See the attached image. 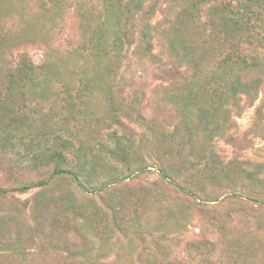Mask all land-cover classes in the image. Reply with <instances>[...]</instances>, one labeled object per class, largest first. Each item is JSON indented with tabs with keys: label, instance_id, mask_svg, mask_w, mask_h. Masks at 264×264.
<instances>
[{
	"label": "rangeland",
	"instance_id": "1",
	"mask_svg": "<svg viewBox=\"0 0 264 264\" xmlns=\"http://www.w3.org/2000/svg\"><path fill=\"white\" fill-rule=\"evenodd\" d=\"M95 1L102 8L104 1ZM76 2L0 0V93L7 84L3 75L19 53L26 51L36 65H47L50 60L47 78L39 87L14 91L20 103L25 100L36 108L38 125L44 123L46 134H42L51 140L45 139L42 145H59L55 137L60 135L67 145L70 167L91 189L115 180L122 183L96 195L70 182L22 191L24 184L49 177L53 168L30 159L32 153L25 143L31 137L17 142L13 151L3 150L0 144V188L18 189L6 198L0 196V264H85L70 258L79 251L92 253L96 264H149L150 255L157 254L155 239L165 233L173 239L171 258L183 264H264V205L255 200L264 199V170L250 173L256 162L264 166V84L252 96L214 93L215 81H222L214 73L217 68L206 61L189 92H178L180 85L170 74L134 53L133 41L141 28L128 15L120 23L112 18L101 32L109 43L120 33L119 59L97 57L89 39L98 22L83 19ZM180 2H146V7L153 3L157 7L150 22L161 23L159 33L155 31L154 52L161 47L167 8ZM189 35L195 39L196 32ZM181 37L187 38L177 35L175 40ZM178 62L184 63L185 58L179 56ZM187 106L199 112L186 119ZM115 134L126 142L124 157L113 155ZM198 162L203 169H191ZM62 192L72 194L71 205L55 209L53 200ZM204 198H213L207 200L209 207L199 203ZM37 199L40 206L36 209L30 204ZM106 201L117 211L124 205L116 216L119 225L142 215L147 231L153 230L154 235L143 238L126 226L117 228L110 212L104 222L87 221L86 227L87 218L97 217ZM34 212L40 224L32 231ZM53 216L61 217L69 227L67 234L64 223L59 231L52 230L58 227ZM76 220L95 239L94 245L90 241L87 246L85 240L77 248L67 246L70 239H82L80 230H75L79 228ZM208 239L214 241L216 254L223 251L221 260L209 263L198 253L200 249L190 252L192 244Z\"/></svg>",
	"mask_w": 264,
	"mask_h": 264
},
{
	"label": "trees",
	"instance_id": "2",
	"mask_svg": "<svg viewBox=\"0 0 264 264\" xmlns=\"http://www.w3.org/2000/svg\"><path fill=\"white\" fill-rule=\"evenodd\" d=\"M76 1V10L82 14L83 19L86 17L88 20L98 22V28L93 30L89 39L90 44L94 48L93 55L97 57L109 55L111 58L116 57L117 60L119 59V53L123 50V41L120 33H115L114 39L109 43V37L101 32L105 30L104 25L112 18H115L120 23L122 16L126 17L128 15L129 18L137 21V25L141 28L136 34L137 38L133 41L136 43L134 53L148 58L157 64L163 73L170 74L174 81H177V84L180 85V88L177 89L178 92H189L190 85L198 74V69L204 63L206 64V61L209 62L206 65L217 68V72L214 73L219 74L222 81H215L214 93L229 94L235 97L239 93H245L248 96H252L256 95L260 90L259 88H261L260 86L264 84V0H181L178 5H172L167 8L162 29L160 28L162 40L163 37L165 39L164 43H162V40L160 41L161 47L158 52H154V39L157 37L155 31L159 33L157 30L161 23L156 26L150 22L157 11L154 3L146 7V2L149 0H103L104 4L100 8L95 0ZM88 1H95L96 3L90 4ZM217 16L220 17L219 20ZM217 20L218 22L216 23ZM192 31L196 32V37L200 36L198 41L195 40L196 37L194 39L189 35V32ZM177 35H186L187 38L183 39L181 37L176 41L175 37ZM111 49L114 53L112 55ZM179 56L185 58L184 63L178 62ZM50 62L49 60L47 65H36L30 55L24 51L19 53L16 59L9 63L5 75H3V80L4 77L7 79V84L3 87V92L0 93V144L3 145V150L13 151L17 142L23 140L25 136L31 137V140L25 143L27 148H29V152L32 153L30 159L36 164L42 162L44 165L49 164L53 168L46 179L31 181L24 184L20 189L27 191L32 186L45 189L55 182H70L78 186L82 191H91L93 195L116 189L117 185L122 183V180L103 183L94 189L87 186L82 181L83 177L81 174L73 171L70 167L71 161L65 152L67 145L64 144L65 140L60 135H56L55 142L57 141L59 145L61 144V147H58L59 145H55V147H48L47 144L42 145L45 139L51 140V138L42 134L44 133L42 131L44 123L40 126L38 125L36 108H30V104H27L25 100L20 103L14 95L16 93L14 91L17 88L19 91H23L26 88L34 89L39 87L47 78L46 70ZM253 74L257 76L254 78ZM236 105L238 106V104ZM196 111L199 112L198 108L187 106L186 119ZM187 122H190V119ZM37 128L35 135H31L33 134L32 131ZM151 134L158 139H155V142H159L160 139L154 130H152ZM123 139V136L117 134L113 137V140L117 142V150L113 154L116 158L119 156L124 157V152L127 151L126 142H123ZM201 162L204 163L203 161ZM201 162H198L191 169H203ZM263 168L264 166L260 162H256L255 168H253L254 171L250 173H261L264 170ZM80 169L83 168L80 167ZM161 172L163 177L168 178L169 175H166L164 169H161ZM129 176L130 174L127 175V177ZM15 190L18 189L0 188V196L6 198L9 192ZM191 195L194 194L191 193ZM71 200L72 194L70 192H62L61 196L53 200V207L55 209L64 208L71 205ZM207 200H213V198H204L203 202L199 201L203 208L209 207L206 205L208 204ZM255 200L258 201L257 203L264 205V199L256 198ZM30 205L37 209V206H40V200L37 199ZM104 205L105 208L97 211V217L91 216L87 218L86 227H88L87 221L91 223L92 221L102 220L104 222L108 212H110L112 213L114 225L118 226L117 228L126 226L127 231L131 230L133 235H142L143 238L148 235H154L153 230L147 231L146 227L148 225L143 224L144 218H140L142 215H138V219L133 217L127 223L124 222L119 225L120 220H117L116 216L124 209V205L119 211L109 201H106ZM35 214L33 223L30 224L32 231L35 228L37 229L40 224V217L37 216V213ZM53 218H55L59 227L53 226L52 230L56 232L59 231L64 221H62L61 217L53 216ZM166 221L168 220L166 219ZM108 223L111 224V220ZM75 225L77 228L79 227L75 230H80L83 234L77 233L82 239L76 242L70 239L71 241L67 246L73 244L77 248L76 244H84L85 240L87 246L90 241L94 245L95 239H91L87 235L88 233H84V224L80 227L76 220ZM63 226H66L64 234H67L69 227L65 223ZM96 236L98 237L99 235ZM172 241L173 239L167 233L163 234L162 237L157 236L155 239L157 254L150 255L149 264H183L177 257L171 258L174 257L171 251ZM201 241L199 244L189 245L190 252L200 249L198 253L209 263H213L212 260L214 259L221 260L223 251L216 254L214 241L211 242L209 239L206 242ZM201 248H205V250H201ZM56 249H62V247L56 246ZM71 252L69 251V253ZM194 255L190 253L191 258H194ZM93 257L92 253L84 251L72 253L70 256L72 259H81L85 264H96ZM161 261L165 263H161Z\"/></svg>",
	"mask_w": 264,
	"mask_h": 264
}]
</instances>
